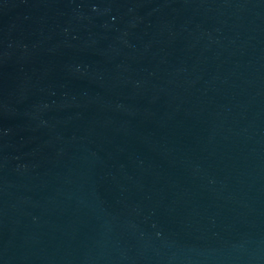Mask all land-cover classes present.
Instances as JSON below:
<instances>
[{"label":"water","instance_id":"1","mask_svg":"<svg viewBox=\"0 0 264 264\" xmlns=\"http://www.w3.org/2000/svg\"><path fill=\"white\" fill-rule=\"evenodd\" d=\"M0 264H264V0H0Z\"/></svg>","mask_w":264,"mask_h":264}]
</instances>
